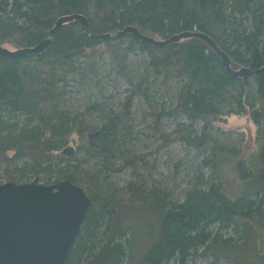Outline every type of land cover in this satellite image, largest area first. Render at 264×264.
I'll return each instance as SVG.
<instances>
[{"label":"trees","instance_id":"obj_1","mask_svg":"<svg viewBox=\"0 0 264 264\" xmlns=\"http://www.w3.org/2000/svg\"><path fill=\"white\" fill-rule=\"evenodd\" d=\"M71 14L87 17L91 36L78 21H72L54 33L51 46L40 54L0 56V165L17 163L19 176H40L46 184L69 180L82 186L91 198L66 264H128L134 229L131 221L139 209L158 210L160 227L156 243L138 264H189L200 249L219 239V232L239 229L235 217L262 212L264 145L258 154L260 189L235 201L227 197L221 180L213 178L216 175H211L206 187L190 186L182 201L174 200L164 184L150 189L129 184L109 192L98 186L96 176L78 171L74 160L66 158L74 149L65 147L76 135L79 152L107 165L125 146V113L132 97L121 112L102 116L103 125L93 138L89 134L92 129L81 119L83 114L50 111L49 104L59 100L70 80L83 75L81 61L102 49L119 69L125 68L129 53L147 54L153 68L184 79L176 109L191 124L203 123L200 134L185 135L184 139L198 149L213 144V153L204 165L214 171L218 152L235 153L210 134L211 124L219 118L249 115L264 144V72L248 79L232 78L218 54L200 38L159 48L130 34L112 40L93 35L128 26L157 40L202 32L229 56L234 70L258 69L264 67V0H0V47L18 50L36 46L48 37L60 17ZM234 90L238 91V109L225 111L235 99ZM65 149L67 153H63ZM58 152L65 156L58 157ZM52 164L59 167L54 183L49 178ZM236 169L243 178L249 175L242 159Z\"/></svg>","mask_w":264,"mask_h":264},{"label":"rangeland","instance_id":"obj_2","mask_svg":"<svg viewBox=\"0 0 264 264\" xmlns=\"http://www.w3.org/2000/svg\"><path fill=\"white\" fill-rule=\"evenodd\" d=\"M79 65L84 68L83 75L67 83L59 100L49 104V110L69 116L83 114L81 119L92 129L89 133L92 138L103 125L102 116L121 112L132 97L129 112L125 113V146L107 165L79 152L76 135L65 147L74 149L73 155L66 158L74 160L79 172L96 176L100 188L116 192L129 184L149 189L154 184H164L174 200L182 201L190 186L206 187L211 175H216L213 178L221 180L224 192L233 201L260 189L258 154L264 144L260 130L249 115L229 114L211 124V136L226 148L235 150L234 154L218 152L213 171L204 165L205 158L213 153V144L198 149L184 139L185 135L200 134L203 127L202 121L191 124L186 115L176 109L184 79L153 68L150 57L139 52L129 53L126 66L121 69L115 66L105 49ZM232 94L235 99L229 101L225 111L238 109V91ZM57 156L65 155L58 152ZM240 159L249 168L246 178L236 169ZM16 164L0 165V184L27 183L35 179L19 176ZM18 164L21 166L23 160ZM58 170L59 167L52 164L51 183L58 178ZM39 182L46 184L40 176ZM235 221L240 225L237 231L219 232V239L210 247L200 249L189 264H211L214 260H218V264H264V206L254 217L238 216ZM131 224L134 229L128 264H138L158 239L159 212L139 209L133 214ZM226 239L230 241H224Z\"/></svg>","mask_w":264,"mask_h":264},{"label":"water","instance_id":"obj_3","mask_svg":"<svg viewBox=\"0 0 264 264\" xmlns=\"http://www.w3.org/2000/svg\"><path fill=\"white\" fill-rule=\"evenodd\" d=\"M72 21H78L86 35L91 36L90 23L86 16L66 15L56 21L48 37L36 46L18 50L0 47V56L15 58L40 54L51 46L54 33ZM127 34L159 48L183 39L200 38L218 54L232 78L248 79L254 74L264 72V67L234 70L229 56L210 36L202 32H183L157 40L133 26H128L118 32L93 37L112 40ZM67 152L68 149L63 151ZM91 205L92 200L84 188L69 180L42 184L39 176H36L27 183L0 184V264H66Z\"/></svg>","mask_w":264,"mask_h":264}]
</instances>
